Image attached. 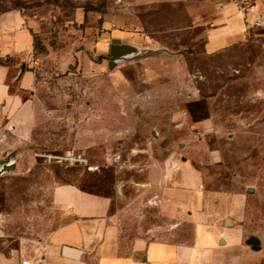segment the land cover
Masks as SVG:
<instances>
[{
  "label": "rangeland",
  "instance_id": "374dc122",
  "mask_svg": "<svg viewBox=\"0 0 264 264\" xmlns=\"http://www.w3.org/2000/svg\"><path fill=\"white\" fill-rule=\"evenodd\" d=\"M259 2L0 0V14L17 10L35 33L29 59L0 57V166H9L0 170V237L32 250L65 222L59 184L117 196L122 180H145L135 164L165 177L173 163L187 162L203 214L214 224L244 225L247 242L260 239L255 264H264V15L249 19ZM232 8L243 11L244 31L209 53V34ZM123 33L148 50L110 68L97 42ZM25 70L35 82L22 92ZM210 115L214 128L198 125ZM146 148L163 169L136 152ZM210 149L223 158L212 161ZM72 151L84 160L66 161ZM171 153L177 161L168 163ZM148 205V226L164 224L180 241L192 237L191 222L156 216L150 209L158 207Z\"/></svg>",
  "mask_w": 264,
  "mask_h": 264
},
{
  "label": "crops",
  "instance_id": "0c3cea01",
  "mask_svg": "<svg viewBox=\"0 0 264 264\" xmlns=\"http://www.w3.org/2000/svg\"><path fill=\"white\" fill-rule=\"evenodd\" d=\"M263 15L264 4L259 2L251 10L249 19L258 22ZM244 19L243 11L224 10L223 26L209 34L206 50L213 53L233 43L244 31ZM28 25L17 10L0 14V57L17 59L25 55L23 61L30 58L35 33ZM115 33V30L108 32ZM122 43L137 46L141 52L148 50L128 33H123L121 38L104 37L98 40L96 47L101 48L100 54L108 55V66L113 46ZM9 70L6 65L2 70L4 77ZM34 82L32 71H22V92L32 90ZM36 108L32 106V111L36 112ZM50 112H54L53 109ZM198 125L214 128V118L210 115ZM136 152H142L145 158L151 156L153 164L149 168L163 169L164 164L162 166L155 156L156 151L146 148ZM223 155L221 149L208 152L212 161L221 160ZM176 161L177 155L171 153L168 163ZM135 165L142 176L147 172L145 180H122L117 196L85 191L75 184H59L54 193L58 205L64 209L65 222L32 250L13 247L0 237V264H23L24 260L29 264H255L261 258V248L254 249L246 241L244 225L229 221L225 225L214 224L203 214V193L195 190L198 176L187 162L173 163L174 170L167 171L165 177L146 170L145 163ZM177 177L178 185H170ZM149 202L158 207H150V212L154 211L156 216L163 213L191 222L192 237L180 241L169 236L173 233H169L164 224L150 222L148 226ZM158 210L161 214H156ZM65 245L79 249L78 258L66 256L62 251Z\"/></svg>",
  "mask_w": 264,
  "mask_h": 264
},
{
  "label": "water",
  "instance_id": "95a60500",
  "mask_svg": "<svg viewBox=\"0 0 264 264\" xmlns=\"http://www.w3.org/2000/svg\"><path fill=\"white\" fill-rule=\"evenodd\" d=\"M141 50L137 46H131L128 44H119V45H114L110 54V68H113L116 64L119 62L123 61L124 59H128L134 55L140 54ZM9 166L6 165L5 167L0 166V170H4L5 168H8ZM248 243L253 244L254 249H260V239L257 237H251L248 240ZM63 253L66 256H70L73 258H78V255L80 253L79 249H74L69 246H63L62 248Z\"/></svg>",
  "mask_w": 264,
  "mask_h": 264
},
{
  "label": "built area",
  "instance_id": "2783aa9c",
  "mask_svg": "<svg viewBox=\"0 0 264 264\" xmlns=\"http://www.w3.org/2000/svg\"><path fill=\"white\" fill-rule=\"evenodd\" d=\"M66 161L70 163H79L84 160L82 154L72 151L65 156ZM23 264H29V261L24 260Z\"/></svg>",
  "mask_w": 264,
  "mask_h": 264
}]
</instances>
